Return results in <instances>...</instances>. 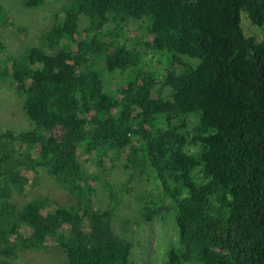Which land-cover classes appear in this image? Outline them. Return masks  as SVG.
Segmentation results:
<instances>
[{
    "label": "trees",
    "instance_id": "1",
    "mask_svg": "<svg viewBox=\"0 0 264 264\" xmlns=\"http://www.w3.org/2000/svg\"><path fill=\"white\" fill-rule=\"evenodd\" d=\"M240 13L264 28V0H70L40 46L3 54L0 80L33 128L0 127V259L55 242L68 264H131L133 224L118 235L116 208L95 209L94 168L81 161L102 166L115 153L172 203L180 246L164 264H264V41L245 36ZM149 53L155 72L143 68ZM180 56L198 64L174 79ZM116 73L130 76L110 92ZM40 170L76 204L14 203ZM161 201L141 202L140 226L165 216Z\"/></svg>",
    "mask_w": 264,
    "mask_h": 264
},
{
    "label": "rangeland",
    "instance_id": "2",
    "mask_svg": "<svg viewBox=\"0 0 264 264\" xmlns=\"http://www.w3.org/2000/svg\"><path fill=\"white\" fill-rule=\"evenodd\" d=\"M25 0H0V12L6 13V21L0 20V63L3 54L13 57H21L29 47H38L46 31L56 24V17L70 4V0H49L45 5L37 9H29L25 6ZM10 24H9V23ZM241 28L245 36H256L264 41V28H254L240 13ZM14 24V25H13ZM138 36L137 31L128 32V37L134 40ZM5 47L2 50V45ZM197 60L180 56L170 68L171 75L178 77L185 71L186 66H196ZM186 65V66H185ZM152 67L154 72L161 67L152 53L145 57L144 69ZM143 69V70H144ZM130 74L122 76L119 73L106 74L107 89L117 92L118 86L126 83ZM173 87L165 83L160 88V95L171 98ZM0 127L16 133L25 132L33 128V123L24 111V103L18 95L15 87L0 80ZM192 148V147H191ZM195 151V148H192ZM36 154V153H35ZM82 162L89 169L91 179L89 185L95 189L92 197L95 209L104 211L116 208L113 229L122 234L123 225L128 220L132 222V254L131 264H164L171 248L180 246L179 233L176 226V213L172 210L169 199L160 198V186L150 174L139 169H126L127 155L111 153L102 166L91 165L88 156H83ZM39 180L32 182L27 187L25 196L17 194L12 201L20 207L33 200L49 197L55 204L61 206L75 205L74 197L64 191L53 177L44 170H40ZM98 177V179H96ZM110 187L108 189L107 187ZM159 186V187H158ZM110 191L117 196V203H113ZM158 199H162L161 207L165 209L164 217L156 219L151 224L140 223L141 202L150 203L153 206ZM14 259H0V264H68V257L55 242H48L47 248L41 251H19Z\"/></svg>",
    "mask_w": 264,
    "mask_h": 264
}]
</instances>
